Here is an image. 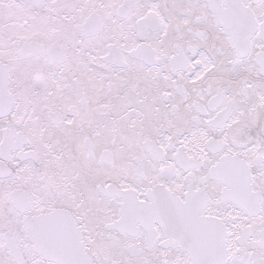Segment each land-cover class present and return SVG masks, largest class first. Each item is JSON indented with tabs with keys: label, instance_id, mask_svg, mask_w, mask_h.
<instances>
[{
	"label": "snow or ice",
	"instance_id": "snow-or-ice-1",
	"mask_svg": "<svg viewBox=\"0 0 264 264\" xmlns=\"http://www.w3.org/2000/svg\"><path fill=\"white\" fill-rule=\"evenodd\" d=\"M0 264H264V0H0Z\"/></svg>",
	"mask_w": 264,
	"mask_h": 264
}]
</instances>
